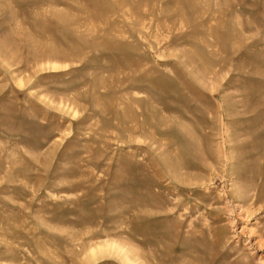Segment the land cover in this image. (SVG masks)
Returning <instances> with one entry per match:
<instances>
[{"label": "rangeland", "instance_id": "1", "mask_svg": "<svg viewBox=\"0 0 264 264\" xmlns=\"http://www.w3.org/2000/svg\"><path fill=\"white\" fill-rule=\"evenodd\" d=\"M0 264H264V0H0Z\"/></svg>", "mask_w": 264, "mask_h": 264}]
</instances>
